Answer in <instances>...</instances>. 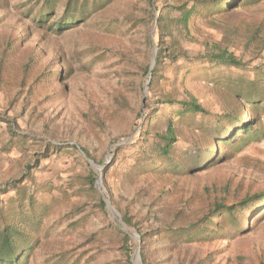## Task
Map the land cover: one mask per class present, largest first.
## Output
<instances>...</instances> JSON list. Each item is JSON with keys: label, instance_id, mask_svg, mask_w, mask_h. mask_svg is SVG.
Returning <instances> with one entry per match:
<instances>
[{"label": "rangeland", "instance_id": "374dc122", "mask_svg": "<svg viewBox=\"0 0 264 264\" xmlns=\"http://www.w3.org/2000/svg\"><path fill=\"white\" fill-rule=\"evenodd\" d=\"M181 1L108 0L86 19L55 34L48 24L37 27L29 17L28 10L37 9L40 0H0V206H10L11 196L25 192L45 208L30 264H143L140 237L138 241L120 227L103 198L120 216V209L127 208L146 230L168 221L193 189L198 200L190 214L196 215L204 206L202 189L206 186L219 187L231 177L230 187L238 188L242 196L264 182V140L249 142L231 160L203 175L171 178V184H164L169 192L158 202L153 197L162 187L157 186L160 181L151 176L147 182L152 186L147 188L143 172L136 180L125 177L136 147L135 135L145 117V98L151 92L152 54L158 46L171 44L169 37L158 43L157 15L164 3ZM62 11L60 1L56 16ZM205 13L192 15L189 38L182 36L180 46L187 55L204 54L206 41L227 44L241 55L240 42H225V32L213 23L217 18L219 25L223 18ZM177 14L169 12L171 17ZM251 55L247 52L243 59ZM29 56L33 57L31 71L23 73L21 66ZM154 67L168 78L153 84L154 89L191 91L213 112L222 109L215 87L223 88L213 77L247 75L244 69L204 60L188 63L180 56L158 64L155 55ZM41 70L50 73L47 84L30 90L29 84ZM124 99L126 106L121 105ZM249 114L256 126L264 127V111ZM19 135H26V142ZM88 171L95 173L92 188L84 180ZM99 174L100 186L96 184ZM19 178V191L16 187L8 190L6 182ZM142 186L145 192L139 193ZM251 223L252 231L246 235L205 244H175L165 230H159L147 240L144 251L155 264H235L237 252L246 258L244 264H255L264 251V220ZM121 234L128 236L132 247L129 257L122 250ZM136 248L139 261L133 257Z\"/></svg>", "mask_w": 264, "mask_h": 264}, {"label": "trees", "instance_id": "16d2710c", "mask_svg": "<svg viewBox=\"0 0 264 264\" xmlns=\"http://www.w3.org/2000/svg\"><path fill=\"white\" fill-rule=\"evenodd\" d=\"M60 1L63 2L64 11L57 17L56 6ZM107 2L108 0H40L39 7L29 9L28 14L35 26L42 28L48 24L49 30L60 34L66 27L86 19L92 11L104 7ZM170 10L178 11V14L171 17ZM200 11L223 18L219 25L215 22L217 18L213 23L225 32V42H240L241 55L237 56L229 50L227 44L219 41L204 42V54L192 57L187 55L180 46V41L183 34L188 35L192 15ZM156 29L158 43L164 41L163 37L171 38L170 46H158V64L163 63L165 58L170 60L180 56L188 63L204 60L244 69L247 75L238 73L227 79L218 75L213 77L216 85L221 82L223 84L222 90L215 87L222 109L213 112L191 91L179 93L176 87L169 90L154 89L153 84L158 85L162 79L168 78L159 73L161 68L152 69V79L148 84L151 92L145 98V117L135 135L136 147L131 152L132 162L125 177L131 181L136 180L137 175L143 172L147 188L152 186L149 184L151 176L160 181L157 186L162 187L153 197L154 202H158L169 192L164 184H171L168 182L171 178L179 175H203L231 160L249 142L264 140V127L256 126L255 117L249 114L252 111H264V0H184L178 4L164 3L157 15ZM247 52L252 55L245 60L243 55ZM257 58L260 61H254ZM31 60L33 57L29 56L21 66L23 73L31 71ZM143 71L147 72V67ZM48 76L50 73L44 70L35 74L29 84L30 90L36 86H45ZM153 92H156L155 96L151 95ZM121 105H127L126 99L121 101ZM149 106L153 107L150 109ZM247 114L249 116L246 118ZM137 117H141L140 112ZM10 133L16 136L12 128ZM19 137L26 142V135ZM84 180L92 188L95 173L88 171ZM227 180L219 187L212 184L202 189L204 206L196 215L190 214V208L198 200L197 190L189 191L180 200V207L173 209L170 219L158 227L144 230L127 208L120 209L123 222L134 228L141 239L143 250L140 254L143 264H155L144 247L147 240L157 235L159 230H165L168 238L175 244H205L233 238L235 235H246L252 231V221H263L264 182L240 196L237 194L238 188L234 187L233 191L230 187L232 178ZM20 182L21 178L6 182L8 190L9 187H16L19 191L17 184ZM2 191L6 192L7 189ZM138 192L144 193L145 188L142 186ZM215 192L219 194L211 196ZM8 203L10 206H0V264H30L29 259L37 242L35 232L46 210L35 201L33 195L25 192L15 193L8 199ZM102 206L103 202L100 200V207ZM120 241L122 250L129 257L132 247L128 244V236L121 234ZM238 253L235 254V264H244L246 258ZM197 264L203 262L199 261ZM255 264H264V251Z\"/></svg>", "mask_w": 264, "mask_h": 264}, {"label": "water", "instance_id": "95a60500", "mask_svg": "<svg viewBox=\"0 0 264 264\" xmlns=\"http://www.w3.org/2000/svg\"><path fill=\"white\" fill-rule=\"evenodd\" d=\"M153 30H154V29H153ZM153 30H152V32H153ZM153 50H155V48H154ZM155 55H156V54H155V51H154L153 54H152V63H151L150 68H149V72H150V73H151V70H152V66H153V64H154V62H155ZM98 170L100 171L101 168L99 167ZM96 184H97L98 186H100V185L102 184V183H101V177H100V174H99V176H98V179L96 180ZM103 199H104L105 205L109 208V210H111V211L116 215V217H117V219H118V222H119V224H120V227H121L123 230H125L130 236L134 237L136 240L139 241V236H138V234H136L135 232L129 230V227L123 222L122 217H121V216L116 212V210L111 206V204H110L108 198H103ZM126 229H128L129 231H127ZM133 257L135 258L136 261H139L138 248H136V251L133 253Z\"/></svg>", "mask_w": 264, "mask_h": 264}]
</instances>
